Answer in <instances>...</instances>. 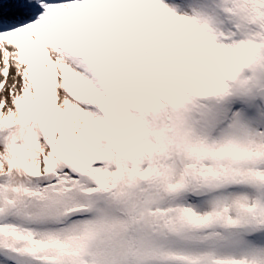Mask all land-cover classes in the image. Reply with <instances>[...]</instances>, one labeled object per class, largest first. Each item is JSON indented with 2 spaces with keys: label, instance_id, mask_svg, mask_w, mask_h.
Listing matches in <instances>:
<instances>
[{
  "label": "snow or ice",
  "instance_id": "obj_1",
  "mask_svg": "<svg viewBox=\"0 0 264 264\" xmlns=\"http://www.w3.org/2000/svg\"><path fill=\"white\" fill-rule=\"evenodd\" d=\"M0 264H264V0H0Z\"/></svg>",
  "mask_w": 264,
  "mask_h": 264
}]
</instances>
